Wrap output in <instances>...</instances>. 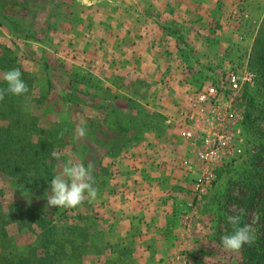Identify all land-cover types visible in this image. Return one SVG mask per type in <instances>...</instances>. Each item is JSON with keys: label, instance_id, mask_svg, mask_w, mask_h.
<instances>
[{"label": "rangeland", "instance_id": "rangeland-1", "mask_svg": "<svg viewBox=\"0 0 264 264\" xmlns=\"http://www.w3.org/2000/svg\"><path fill=\"white\" fill-rule=\"evenodd\" d=\"M39 1H33L23 22L3 16L0 5V88L7 87L3 73L19 68L29 89L0 101V128L13 123L24 133L23 139L35 143L47 139L39 133L40 127L63 131L55 173L69 159L94 164L98 196L75 208L49 207L50 187L44 182L36 185L33 174L20 181L0 173V264L39 261L47 252L36 224L21 228V220L16 222L19 217L10 209L13 202L34 203L47 212L56 239L63 243L53 264H129L132 253L126 248L109 251L104 219L96 210L111 190L108 178L129 171L124 160H138L129 148L143 134L160 133L166 115L177 109L179 117L201 86L225 83L228 87L227 77L233 72L242 82L235 108L243 117L239 129L244 152L197 201L192 221L175 209L182 248L174 258L179 264H246L242 248L226 251L221 238L231 231L229 215L246 217L245 224L254 235L264 234L258 210L264 192L256 194V202L248 209L243 206L249 197L248 182L257 169L264 174V76L254 58L264 29V0H46L45 5ZM50 3L57 6L53 12ZM101 104L115 105L128 114L141 109L148 115L147 124L131 122V132L137 134L146 125L145 130L139 139L109 156L100 146L81 155L68 131L75 134L77 125H90L89 120L100 121L102 130L110 129V133L118 130L116 111L110 112L114 121L102 125L109 110ZM249 113L253 116L247 122ZM174 127L184 151L181 155L179 149L182 158L174 159L172 165L182 171L180 163L191 147L178 125ZM78 143L88 147L91 142L81 138ZM28 221L33 223L32 218Z\"/></svg>", "mask_w": 264, "mask_h": 264}, {"label": "crops", "instance_id": "crops-1", "mask_svg": "<svg viewBox=\"0 0 264 264\" xmlns=\"http://www.w3.org/2000/svg\"><path fill=\"white\" fill-rule=\"evenodd\" d=\"M177 118L176 109L166 115L160 133H145L129 148L138 160H124L129 171L108 178L111 190L96 207L104 219L109 251L126 248L132 253L129 264H179L174 255L182 248L177 241L180 225L174 211L191 199L192 183L191 175L172 165L174 159L182 158L179 149L181 155L184 151L174 127Z\"/></svg>", "mask_w": 264, "mask_h": 264}, {"label": "trees", "instance_id": "trees-1", "mask_svg": "<svg viewBox=\"0 0 264 264\" xmlns=\"http://www.w3.org/2000/svg\"><path fill=\"white\" fill-rule=\"evenodd\" d=\"M33 1L35 0H0L1 13L10 20L23 22L28 19ZM70 1L73 2V0H69V2ZM39 2L43 5L48 3L46 0H40ZM69 2L66 1L64 3L65 5H69ZM48 5L51 6V12H53V8H57L55 5L52 6L51 3ZM48 5L46 6V9ZM15 33L20 34L22 31L21 29H15ZM30 33L33 34V31L28 30V34ZM254 58L255 63L258 66L259 73L264 76V29L262 31V37L259 38L257 42ZM101 106L109 110V112H106L102 125L108 123L110 125V122L114 121L111 119L110 112L116 111L118 113V117L115 123L118 125V130L110 133L108 132L111 131L110 129L105 130L103 128L102 130V126L99 123L100 121L97 122L95 120H89L91 124L85 125L88 134L84 137L87 141L91 142L90 146H88L89 148L84 143H78V140L75 138V134L70 131H68V133L66 132V135H71L74 138V149L77 152L79 151L78 153L81 155L90 153V148L92 151H95L93 150V147L100 146L104 150H107L106 154L109 156V154L121 151L130 142L139 139L145 130L144 127L146 125L139 128V130H137V134H133L131 132V124L135 121L145 120V124H147L148 115L141 109L137 114H128L125 112L126 110L119 109L115 105L107 106L101 104ZM252 116V113L247 115V122L252 119ZM258 118H260V116L257 117V119ZM34 120L37 121V118H34L33 121ZM127 120H130V122L128 121V123H125ZM36 128L38 127L36 126ZM40 128H38L39 133L42 136H46L47 139H41L37 143L23 139L22 135L24 133L18 132L13 123H9V125L0 128V173L2 176L7 177L10 180L24 181L28 179L31 174H33V176H35L34 179L37 181L36 185H40L42 184L41 182H44L47 187H50V182L54 175H56L55 171L57 163L61 160L60 151H57V147H59L63 142L62 140L64 136L63 138H58L61 130L53 132ZM89 130H91V132ZM49 135H52V139H48ZM99 135L103 136V140H99ZM53 150L57 152L60 157L59 159L52 157ZM95 157H98V155L95 154ZM258 158L260 157H257V159ZM260 160L263 159L260 158ZM85 166H87L86 163ZM261 171H263V169H257L256 177L253 180H250L247 184L249 197H247L244 201L243 206H245V209H248L256 202V194L264 192V174ZM10 209L14 215L19 217L16 222L21 220V224H19L21 228H30L33 226L32 224H36L42 230V239L45 240H43V243L47 248L46 255L40 256L39 261L36 260L35 262H31L29 259H24L20 263L53 264L57 255L61 254V252L58 251V248L62 246L63 243L56 239L55 232L48 219L47 212L44 213L41 211L34 203L31 205H23L19 202H13L10 204ZM258 210L261 211V220L264 222V197L260 201ZM28 218H32L33 223H29ZM245 218L246 217H241V226L245 224ZM229 226H231V231H229L228 235L233 232V226L231 224H229ZM70 228L73 229L72 227ZM254 236L255 240L253 243L245 244L242 247L243 257L246 264H264V234ZM52 247L57 251H55ZM62 254L65 256V253ZM10 264H13V262Z\"/></svg>", "mask_w": 264, "mask_h": 264}, {"label": "built area", "instance_id": "built-area-1", "mask_svg": "<svg viewBox=\"0 0 264 264\" xmlns=\"http://www.w3.org/2000/svg\"><path fill=\"white\" fill-rule=\"evenodd\" d=\"M227 83L228 87L225 83L208 84L194 91L175 123L191 147L180 163L192 176L194 197L179 204L181 215L189 221L198 208L197 201L204 198L218 183L222 171L244 152L239 129L243 117L235 108L242 89L241 78L233 72Z\"/></svg>", "mask_w": 264, "mask_h": 264}, {"label": "clouds", "instance_id": "clouds-1", "mask_svg": "<svg viewBox=\"0 0 264 264\" xmlns=\"http://www.w3.org/2000/svg\"><path fill=\"white\" fill-rule=\"evenodd\" d=\"M6 82V88H0V101L5 99L8 94L14 96L24 95L29 91L28 85L22 79V72L19 68L7 70L2 75ZM85 126L77 125L75 128V138L77 140L87 136ZM64 132L61 131L58 138H63ZM52 157L59 159L57 152L52 151ZM94 164L77 162L72 159L63 164L62 169L54 175L50 182V194H46L49 207L75 208L83 204L86 200L91 203L97 199L98 189L94 187L95 179L93 176ZM229 224L233 226V232L224 235L221 243L226 251H239L245 244H251L255 240L254 233L249 225L241 226L240 215H229ZM207 260V258H206Z\"/></svg>", "mask_w": 264, "mask_h": 264}]
</instances>
